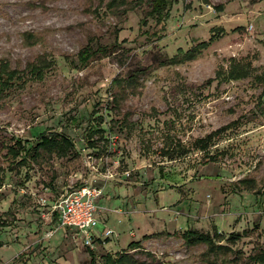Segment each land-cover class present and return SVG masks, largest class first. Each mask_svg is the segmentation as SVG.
<instances>
[{
	"label": "rangeland",
	"instance_id": "obj_1",
	"mask_svg": "<svg viewBox=\"0 0 264 264\" xmlns=\"http://www.w3.org/2000/svg\"><path fill=\"white\" fill-rule=\"evenodd\" d=\"M109 1L0 0V69L22 77L0 91V264H84L91 251L102 262L131 241L127 252L153 264H258L264 0H167L163 22L151 0ZM238 61L251 72L233 78ZM45 131L74 148L32 156ZM17 138L23 164L8 149L23 153ZM86 184L102 191L115 250L60 225L58 204ZM188 228L231 251L186 244Z\"/></svg>",
	"mask_w": 264,
	"mask_h": 264
},
{
	"label": "trees",
	"instance_id": "obj_2",
	"mask_svg": "<svg viewBox=\"0 0 264 264\" xmlns=\"http://www.w3.org/2000/svg\"><path fill=\"white\" fill-rule=\"evenodd\" d=\"M113 1L115 0H110L108 4L110 5L111 2ZM151 1L152 4H150V8H151L150 13L155 15L157 14L161 18L160 21L163 22L167 16L166 12L168 10V6L170 2L167 0H151ZM97 50L103 51L104 47L103 46L98 47ZM93 53H94L93 49L91 50V48L88 46L82 50V54H80L79 60L83 62L84 60L88 59ZM188 54L190 55V58H192L191 56L193 53H188ZM28 68H29L28 73L31 78L33 77L35 78L36 76L41 74V69L37 68L34 62L29 63ZM249 68H251L249 64L244 65L239 61L230 64L229 67L230 73H232L231 76H233V78H242L247 76L251 72V69ZM41 77L42 76L40 75V78ZM20 78L22 77L19 70L8 69L7 65L5 64L3 68L0 69V91L10 86L14 80ZM207 138L208 137H206V139ZM206 139H200L197 141L200 142L199 144L200 146H202V149L206 147V143H207V141H205ZM34 141L35 144L33 145V147H30L31 148L30 150L32 151V156L37 155L40 152V150H48V151L55 150L56 152L61 154L68 149L74 148V143L71 140V138H69L63 133H59L56 131L42 132L40 135L35 137ZM25 142L27 141L19 138L16 139V143L21 147L23 153L16 151V149H14V147L12 146L8 148L9 151L12 152L14 160H16V162H20V164L25 163L26 156L24 154H26V152L28 153L27 151L28 149H26L25 147L26 144ZM182 235L186 244L204 243L207 246L206 252L212 255L215 254L217 257L222 253H227L231 251L230 247L219 243V240L218 242H215L213 237H211L208 233H202L188 228L185 231H183ZM233 241H235V239ZM136 243L137 241H131L128 244L127 248L133 249V247L137 245ZM127 250H121L119 252H115L114 254L107 252L102 255V257L104 258L102 262H96L94 260L95 256L91 251L89 252L90 255L89 261L84 264H94L93 261L95 262V264H153L151 261L148 262L146 260H140L135 258L131 253L127 252ZM252 257L256 258L254 262H258V264H264V250H261L258 254H254V256ZM235 260L236 259H232L231 262H235ZM207 264H216V261L215 259L212 260L208 258Z\"/></svg>",
	"mask_w": 264,
	"mask_h": 264
},
{
	"label": "built area",
	"instance_id": "obj_3",
	"mask_svg": "<svg viewBox=\"0 0 264 264\" xmlns=\"http://www.w3.org/2000/svg\"><path fill=\"white\" fill-rule=\"evenodd\" d=\"M101 192L94 185L79 186L64 196L57 207L60 225L69 228L74 233V238L90 249L98 241L104 242L114 237V232L109 228L98 231L97 200Z\"/></svg>",
	"mask_w": 264,
	"mask_h": 264
},
{
	"label": "crops",
	"instance_id": "obj_4",
	"mask_svg": "<svg viewBox=\"0 0 264 264\" xmlns=\"http://www.w3.org/2000/svg\"><path fill=\"white\" fill-rule=\"evenodd\" d=\"M99 200H97L98 203ZM96 218L98 219V231L101 232L104 228H106L105 224L102 223V221L99 218V214H96ZM97 244L103 248H108L109 246H112L115 250V246H113V243L111 240H105L104 242L98 241Z\"/></svg>",
	"mask_w": 264,
	"mask_h": 264
}]
</instances>
